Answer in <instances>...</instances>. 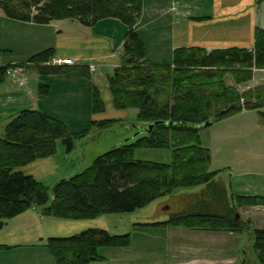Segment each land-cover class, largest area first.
<instances>
[{
  "label": "trees",
  "instance_id": "obj_1",
  "mask_svg": "<svg viewBox=\"0 0 264 264\" xmlns=\"http://www.w3.org/2000/svg\"><path fill=\"white\" fill-rule=\"evenodd\" d=\"M0 10L10 19L38 25L77 20L89 27L103 19L120 20L126 26L122 63L108 76L107 84L116 109L137 110L135 122L140 128L86 168L48 187L19 169L54 156L58 140L69 152L75 139L111 129L120 120H92L89 128L71 132L62 120L39 110L18 111L0 136V229L7 220L31 208L41 218L95 220L105 214L132 213L176 188L198 187L186 194L190 202L183 210L163 222L147 225L249 230L253 254L259 264H264V229L253 228L242 217L235 218L240 207L264 205V197L232 193L230 184L217 178L218 171L210 170V150L200 134L201 129L242 110H256L264 118V84L245 91L236 87L250 81L255 70H264L263 28L255 29L252 49L182 47L173 50L169 63H154L146 58V46L135 29L143 0H0ZM52 57L50 48L26 62L35 63L43 75L58 74L61 66L44 64ZM7 66H0V77ZM227 76L234 85L226 83ZM47 92L48 86L40 83L38 94ZM91 110L104 111L95 86ZM139 148L169 149L171 160L135 159ZM129 242L128 233L88 228L68 237H49L44 246L54 264H91L103 259L98 248H122ZM9 248L0 245V250Z\"/></svg>",
  "mask_w": 264,
  "mask_h": 264
},
{
  "label": "crops",
  "instance_id": "obj_2",
  "mask_svg": "<svg viewBox=\"0 0 264 264\" xmlns=\"http://www.w3.org/2000/svg\"><path fill=\"white\" fill-rule=\"evenodd\" d=\"M257 27L264 29V1L143 0L142 14L135 29L146 46V58L154 63H169L173 50L182 47L252 49ZM125 31L126 26L114 18L100 20L89 27L82 26L77 20H54L38 25L10 19L0 10V66L26 62L31 56L50 48L53 57L71 60L70 64L61 66L60 73L53 75L39 73L36 66L26 68L22 85L16 80L0 77V136L6 124L22 109L39 110L58 118L71 132L89 128L92 120L118 119L123 122L121 126L125 135L117 143L133 135L134 132L126 134L129 128L139 132L134 120L137 110L116 109L107 84L111 75L109 71L113 72L122 63ZM91 66L93 70L90 72ZM256 71L259 70L254 73ZM40 83L48 86L47 94H38ZM93 86L103 101L102 113L91 110ZM255 113V110H242L211 125L216 124L213 133L220 142L224 139V144L212 146L213 149L228 147L225 153H230L231 160L229 165L221 164L211 169L216 162L211 150L210 170L219 172L220 168L228 167V181L235 195L264 197V130L261 129V135L256 132L251 136ZM74 147L65 151L64 159L71 158ZM77 160L82 169L86 160L84 151L78 154ZM154 202L152 214L145 213L146 220H138L137 227L146 230L151 226L147 224L166 219L157 216L163 210V203ZM238 212L243 219L250 221L253 228L264 229V205L240 207ZM8 222L14 224L9 226ZM8 226L18 234L14 236L6 231L0 236V239L5 238L0 245L7 243L11 246L0 251V264H54L52 255L44 246V220L35 208L7 220L3 228ZM153 228L157 229L151 230L155 235L148 240L157 239L160 244L166 241V245L163 243L166 252L149 249L148 255L136 257L134 264H161L163 261L164 264H259L252 251L249 230ZM117 231L124 233L123 230ZM26 233L27 237L23 239L22 234Z\"/></svg>",
  "mask_w": 264,
  "mask_h": 264
},
{
  "label": "rangeland",
  "instance_id": "obj_3",
  "mask_svg": "<svg viewBox=\"0 0 264 264\" xmlns=\"http://www.w3.org/2000/svg\"><path fill=\"white\" fill-rule=\"evenodd\" d=\"M70 21L72 20H67V22ZM109 72V74L113 73L112 71ZM226 83L234 85L232 79L229 76L226 77ZM262 84H264V70H259L254 73L253 78L250 81L238 84L236 87L239 91H245ZM132 111L135 112L136 109L133 108ZM254 119L255 120H253L252 123L255 125L252 129L251 136H254L256 132L261 135V129L264 130V118H262V116H260L258 113H255ZM122 123L123 122H116L111 129L104 130V132L102 131L101 134H99L101 131L95 130V132H90L89 135L84 138L78 140L75 139V152L70 159H64L66 147L60 140H58L57 152L54 156L47 159L37 160L20 169H22L25 174L32 175L35 180L48 187H51L56 181L70 176L74 171L80 170L77 156L78 154L80 155L81 152L84 151L86 155L85 164L82 165V168H86L97 156H100L111 150L113 147L119 145L120 143H117L118 139L122 140L123 136L125 135V133H123L125 129L121 126ZM215 125L213 127L209 126L200 130L203 145H207L210 151L212 150L216 159V162L211 166V169H213V167H219L221 164L229 165L231 160L230 153H225L228 147H222L221 150L213 149V147L224 144V139H222L220 142L219 137H216L215 133H213L216 127ZM256 125L257 128H255ZM131 132H134V129L129 128L126 134ZM253 139L256 140L255 137ZM134 158L143 161L169 163L171 160V151L166 148H139L135 150ZM220 169L221 171L218 172L217 178L229 184L227 180L230 170L228 167H222ZM197 190L198 187L176 188L171 194L160 197L157 201L163 203V210L158 213L157 216L159 218L165 219L172 213L183 210L190 202L186 194ZM155 203L156 202L153 201L152 203L144 206V208L136 209L132 213L105 214L95 218V220H68L64 218L44 216L42 217L45 224L43 227V233L46 237L44 242L49 237H68L78 234L88 228L104 229L111 234H117L116 232H119L117 230H123L124 233L130 234V242L128 246L122 248L100 247L97 249V253L103 259L91 264H117L119 262L120 264H134V259L136 257H143L146 254L148 255L149 249L157 253H162L163 251L166 252V247L163 246V243L166 245V241L161 240L163 243L160 244L156 241L157 239L148 240L150 237L155 235V233L151 232V230H157L156 228L150 226L145 230L143 227H137L136 224L137 221L142 218L146 220L145 213L152 214L153 207L156 205ZM168 204H170V206L172 205L173 208H166V206H169ZM8 223L9 226L14 224V222ZM9 226L7 228H1V237L4 235V233H6V231L10 233L12 232L14 236L18 234L16 233V230H12L9 228ZM35 231L36 230L32 232ZM22 235L23 239H26L27 233ZM4 239H0V241ZM19 242L21 241H16L15 243ZM5 245H7V243H5ZM45 250L48 251L47 248ZM0 251L4 252V250ZM52 261H54V259ZM159 262L160 261H158V263ZM161 264H164V261Z\"/></svg>",
  "mask_w": 264,
  "mask_h": 264
},
{
  "label": "built area",
  "instance_id": "obj_4",
  "mask_svg": "<svg viewBox=\"0 0 264 264\" xmlns=\"http://www.w3.org/2000/svg\"><path fill=\"white\" fill-rule=\"evenodd\" d=\"M49 63V62H47ZM51 64L61 65V64H70V59L62 58H52ZM24 66L20 64L10 65L5 69V75H7L12 80H17L20 84L24 83ZM92 70V67H91Z\"/></svg>",
  "mask_w": 264,
  "mask_h": 264
},
{
  "label": "water",
  "instance_id": "obj_5",
  "mask_svg": "<svg viewBox=\"0 0 264 264\" xmlns=\"http://www.w3.org/2000/svg\"><path fill=\"white\" fill-rule=\"evenodd\" d=\"M207 123H205V125H206ZM151 126V125H150ZM149 126V127H150ZM169 206H167L166 208H168ZM235 218L237 219V218H240V215L237 213L236 215H235Z\"/></svg>",
  "mask_w": 264,
  "mask_h": 264
}]
</instances>
